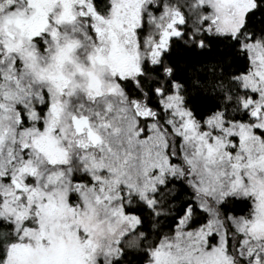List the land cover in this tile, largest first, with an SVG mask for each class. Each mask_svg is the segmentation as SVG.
Here are the masks:
<instances>
[{"label": "rangeland", "instance_id": "rangeland-1", "mask_svg": "<svg viewBox=\"0 0 264 264\" xmlns=\"http://www.w3.org/2000/svg\"><path fill=\"white\" fill-rule=\"evenodd\" d=\"M109 1L101 16L94 0H0V209L17 238L6 264H113L121 237L139 223L125 204L137 196L152 206V195L182 176L209 220L190 230L183 220L147 264H238L227 227L239 237L240 257L264 264V46L244 42L251 68L242 80L258 95L249 104L250 114L261 110L258 119L227 123L219 113L199 123L174 86L160 96L158 121L128 103L122 83L162 50L160 43L145 54L138 43L154 0ZM199 3L210 29L236 36L257 1ZM179 19L164 17L161 40L181 33ZM45 105L40 116L36 106ZM79 119L98 144L93 150L75 149ZM74 161L92 183H74ZM229 197L251 199V215L222 221L216 202Z\"/></svg>", "mask_w": 264, "mask_h": 264}, {"label": "trees", "instance_id": "trees-1", "mask_svg": "<svg viewBox=\"0 0 264 264\" xmlns=\"http://www.w3.org/2000/svg\"><path fill=\"white\" fill-rule=\"evenodd\" d=\"M256 1L255 7L246 15L241 32L233 36L220 35L209 28L206 19L209 9L201 6L199 0H154L137 32L142 52L152 54L161 43V31L167 21L165 19L163 22L165 16L179 15L181 33L171 36L165 50L153 53L155 60L151 56L145 57L140 75L122 82L128 103L151 108L161 121L164 113L156 91L164 90L165 94H171L176 86L184 105L199 123L219 113L227 123L250 122L249 104L255 102L258 95L242 80L251 68L244 42H258L264 46V0ZM94 7L101 16H108L111 5L109 0H94ZM194 78H211L217 87L207 92L198 90L193 94ZM36 107L43 116L47 106ZM20 113L21 120L26 122L27 109L20 108ZM143 125L144 122L140 121V126ZM79 164L77 161L72 163L74 183H92L91 175L84 172ZM152 199V206L137 196L125 204L126 213L137 217L139 223L135 230L121 237L118 257H121V249L123 256L119 261L117 257L113 264H147L150 253L164 238L173 236L183 220H187L189 230L202 227L207 223L201 226L199 222L209 220L208 212L198 203L194 186L183 176L169 178L152 195ZM234 199L236 202L230 204L231 215L226 216L217 206L221 220L226 223L230 217L245 218L253 211L251 199ZM189 202L191 208L181 216V207ZM227 229L230 255L238 264H247L237 251L238 235L233 233L231 227ZM16 240L14 229L8 230L6 235L0 234V255L6 254V261L9 249Z\"/></svg>", "mask_w": 264, "mask_h": 264}, {"label": "snow or ice", "instance_id": "snow-or-ice-1", "mask_svg": "<svg viewBox=\"0 0 264 264\" xmlns=\"http://www.w3.org/2000/svg\"><path fill=\"white\" fill-rule=\"evenodd\" d=\"M193 84V94L196 93L198 90H203L207 92L208 90H215L217 85L213 83L212 79L209 78L208 80H201L199 78H194L192 81ZM236 200L234 198H226L220 201H217L216 203L219 204V207L225 212V215H231V208L230 204L235 203ZM191 202L188 204H185L183 207H181L180 212L181 216H183L190 208H191ZM199 211V208L197 209ZM203 215V213H202ZM202 226L203 223H207V220L199 222ZM15 225L10 221L7 220L3 217H0V234L6 235L7 231L10 229H14ZM213 241H215L217 238L215 234L212 237ZM130 247L132 246L131 244L129 245ZM123 256V249H121V257ZM121 257H118V261L120 260ZM0 264H6V254L5 255H0Z\"/></svg>", "mask_w": 264, "mask_h": 264}, {"label": "flooded vegetation", "instance_id": "flooded-vegetation-1", "mask_svg": "<svg viewBox=\"0 0 264 264\" xmlns=\"http://www.w3.org/2000/svg\"><path fill=\"white\" fill-rule=\"evenodd\" d=\"M157 92V96L160 98V96L163 94H165V91L164 90H161L160 92L156 91ZM149 111H152L153 112V116H156L155 114V111H153L151 108H147ZM258 111V110H257ZM252 111L251 112V118L253 119L255 117V115H257V119H258V116H259V113L261 110L258 111ZM74 127H75V135H76V138H75V149L77 151H79V149H84L85 151H90V150H93L97 147V143L94 142L93 140V135L92 132L90 131L89 127L86 125V123H83V121H80L79 120H74Z\"/></svg>", "mask_w": 264, "mask_h": 264}, {"label": "water", "instance_id": "water-1", "mask_svg": "<svg viewBox=\"0 0 264 264\" xmlns=\"http://www.w3.org/2000/svg\"><path fill=\"white\" fill-rule=\"evenodd\" d=\"M172 34H166L162 36V41H161V46L163 50H165V47H163V44L168 45L170 42V38H171Z\"/></svg>", "mask_w": 264, "mask_h": 264}]
</instances>
